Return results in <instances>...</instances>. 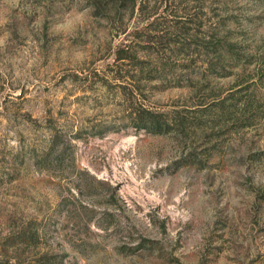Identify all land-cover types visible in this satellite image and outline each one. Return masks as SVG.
<instances>
[{
    "label": "rangeland",
    "instance_id": "obj_1",
    "mask_svg": "<svg viewBox=\"0 0 264 264\" xmlns=\"http://www.w3.org/2000/svg\"><path fill=\"white\" fill-rule=\"evenodd\" d=\"M96 1L0 0V264H264V0H176L223 13L239 62L220 72ZM170 1L159 21L188 17ZM123 41L162 67L137 102Z\"/></svg>",
    "mask_w": 264,
    "mask_h": 264
},
{
    "label": "trees",
    "instance_id": "obj_2",
    "mask_svg": "<svg viewBox=\"0 0 264 264\" xmlns=\"http://www.w3.org/2000/svg\"><path fill=\"white\" fill-rule=\"evenodd\" d=\"M105 1L106 0H97L96 2L98 3H96V7L100 8L101 3ZM108 1L109 3L112 2V6H114L117 10H119L118 5L123 3H127V5L130 6L132 10H134L138 5L140 13L145 14L144 17L147 19V22L149 23L148 25L153 26V29L150 30V32L154 33L153 38L157 39V41H167V47L170 49V51H177L178 53L190 55L192 51H200L202 48L207 57V59H203V61L207 63L209 68L211 67L216 72L224 70L226 68V63L231 64V67H235L239 62L238 53L236 51V43L234 41H230V39L228 40L229 37L223 34V28H225L227 24L225 21L226 19L223 18V13L211 14L208 19L203 17V13L201 14L197 11H194V13L190 16L186 10L187 8H179L180 2L178 3L176 0H171L172 3H170V9L169 7H165L162 10L168 12L170 10L169 13L175 15V17L178 15V12H181L185 15L188 14V17H186L184 20L175 19L173 20V23L169 24L168 22L172 21H159L157 18L161 14L160 8L164 2H167V0H160L159 3H156V0H154V4H152L151 0ZM216 10L220 9L217 8ZM220 11H222V9ZM158 13L160 14L156 15ZM181 16L183 15L180 14L179 17ZM192 25H194L195 36H198L200 33L202 34V37L206 38L205 41L207 42L205 43V46H202L200 43L189 42L187 41L186 36H181L182 33H190ZM170 34L177 37L172 38L169 36ZM143 36L144 38H148L146 41H150L149 33H146ZM137 53L138 48L135 44L132 42H121L114 50V63L118 64L119 67L112 69L116 73L122 72L123 77L127 76L130 78L131 82L129 84L130 86L128 87H130V93L136 102L139 101L140 98L138 95L142 94L143 88L145 87L144 82L162 78L161 75L160 77L157 75V72H159L162 67H159L157 62H143V60H140V58L137 57ZM199 53L200 52H198V54ZM131 63L137 65V67L128 69L127 66ZM131 111V114H135L133 119L139 121L137 125L139 128L160 133L163 132L167 126H169L164 120H161L159 117H154V114L150 111V109L145 107L141 102L137 107H132ZM144 114H146V116H144Z\"/></svg>",
    "mask_w": 264,
    "mask_h": 264
},
{
    "label": "clouds",
    "instance_id": "obj_3",
    "mask_svg": "<svg viewBox=\"0 0 264 264\" xmlns=\"http://www.w3.org/2000/svg\"><path fill=\"white\" fill-rule=\"evenodd\" d=\"M56 27L59 28V27H61V25H57ZM0 43H2V41H0Z\"/></svg>",
    "mask_w": 264,
    "mask_h": 264
}]
</instances>
